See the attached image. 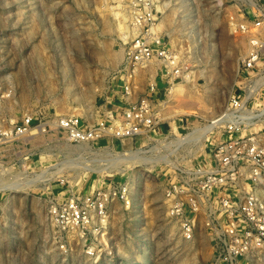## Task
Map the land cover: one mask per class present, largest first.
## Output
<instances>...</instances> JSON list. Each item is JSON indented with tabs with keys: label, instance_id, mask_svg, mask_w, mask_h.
I'll use <instances>...</instances> for the list:
<instances>
[{
	"label": "rangeland",
	"instance_id": "1",
	"mask_svg": "<svg viewBox=\"0 0 264 264\" xmlns=\"http://www.w3.org/2000/svg\"><path fill=\"white\" fill-rule=\"evenodd\" d=\"M172 3L166 25L156 30L165 31L191 82L175 83L185 84L182 94L174 95L175 84L161 92L162 122L154 139L71 144L50 132L0 146V264H212L214 249L202 220L196 238L186 241L169 216L162 173L169 168L164 164L169 157L195 163L209 152L207 136L215 127L198 141L181 145L178 138L210 128L231 95L249 87L240 62L251 37L232 33L229 16L237 8L232 4ZM116 4L0 0V110L5 118L20 121L40 110L96 122L121 104L125 39L108 9ZM260 34L264 36V28ZM261 61L248 73L257 75L248 114H263L245 133L264 143V56ZM153 70L139 77L138 96L154 80ZM9 89L13 93L7 96ZM210 136L213 141L216 135ZM149 159L160 161L155 165ZM35 179L37 184L31 185ZM110 181L129 183L131 204H113L106 228L89 246L75 233L54 228L47 213L51 198L90 193ZM259 189L264 193V182ZM250 264H264V253Z\"/></svg>",
	"mask_w": 264,
	"mask_h": 264
},
{
	"label": "built area",
	"instance_id": "2",
	"mask_svg": "<svg viewBox=\"0 0 264 264\" xmlns=\"http://www.w3.org/2000/svg\"><path fill=\"white\" fill-rule=\"evenodd\" d=\"M122 1L134 32L125 34L127 39L123 40L126 76L120 85L121 104L96 122L78 115L50 116L40 110L23 115L20 121H10L0 110V146L50 132L71 144L154 139L162 122L161 92L184 79V68L165 31L155 30L163 15L159 8L162 0ZM220 1L237 7L229 16L232 33L251 37L249 51L240 62L250 84L240 88L241 93H233L225 111L215 118L217 125L207 136L210 146L206 156L195 163L163 162L169 167L162 173L163 196L169 216L186 241L196 238L202 220L214 249L212 264H250L264 253V193L259 189L264 182V143L258 135L245 133L252 126L248 103L257 83V75L249 77L248 73L261 66L264 56V36L260 34L264 0ZM151 68L155 78L138 96L139 77L149 75ZM8 91L7 96L13 93V89ZM210 135H216L213 141ZM128 188V182L110 181L90 193L53 197L48 204L49 220L59 232L75 233L85 247L89 246L88 242L106 228L109 208L117 202L128 204Z\"/></svg>",
	"mask_w": 264,
	"mask_h": 264
},
{
	"label": "bare ground",
	"instance_id": "3",
	"mask_svg": "<svg viewBox=\"0 0 264 264\" xmlns=\"http://www.w3.org/2000/svg\"><path fill=\"white\" fill-rule=\"evenodd\" d=\"M113 1H115V2H117L118 4H116V5H114V6H110L108 9L110 10V13L112 14V17L114 18V22H115V25H116V27H117V30L119 31V33H120V36L122 37V38H126L125 37V34H127V33H133L134 31L133 30H131V28H130V25H129V23H127V20L129 19V11L125 8V5L124 4H122V2H121V0H113ZM164 2H162L161 4H159V8H160V10H162V12H163V19H162V21H161V23L157 26V24H156V26H155V30L158 28V29H160V28H162V27H164L165 25H166V21H165V19H166V17L168 16L167 15V13H168V11H167V9L169 8V6H172V0H163ZM192 4V3H191ZM165 5V7H163ZM171 8V7H170ZM174 9V8H173ZM169 10V9H168ZM170 17V16H169ZM191 21V20H190ZM187 23V22H186ZM165 24V25H164ZM190 25H191V22H190ZM177 30V29H176ZM157 31V30H156ZM157 32H159V30L157 31ZM189 75V74H188ZM188 75H184V81L183 82H191L190 81V76H188ZM183 82H181V83H177V84H175L174 85V87H173V93H174V95H177V94H179V93H181L182 94V92L184 91V88H185V84L183 83ZM249 112V111H248ZM262 112L261 113H259V114H256V113H252V114H248V122L250 123V124H252V125H255V124H257V123H259V121H260V119H259V117L260 116H262ZM255 119H257L256 121H254ZM215 124H217V123H215ZM215 124H213L212 126H210V128H207V129H201V130H199L198 132H193V133H191V134H187L185 137H180V138H178V142H179V144H181L182 145V143H185V142H187V141H198L199 140V138L201 139V138H205L206 136H205V134L207 133V132H210L216 125ZM207 135V134H206ZM177 146H179V145H177ZM160 159V158H159ZM162 159V158H161ZM134 161V162H140V160L139 159H137V158H132V159H130V161ZM149 160H153V159H149ZM153 161H155V165L156 164H158L159 163V161L160 160H153ZM153 161H151V162H153ZM167 162L168 163H170L171 165H175V162L169 157L168 159H167ZM77 166V165H76ZM38 180V179H37ZM37 183H36V179L35 180H33V182L31 183V185H36ZM131 191V190H130ZM128 198H129V195H128ZM128 204L130 205L131 204V201H130V199L128 200ZM128 207H130V206H128Z\"/></svg>",
	"mask_w": 264,
	"mask_h": 264
},
{
	"label": "crops",
	"instance_id": "4",
	"mask_svg": "<svg viewBox=\"0 0 264 264\" xmlns=\"http://www.w3.org/2000/svg\"><path fill=\"white\" fill-rule=\"evenodd\" d=\"M239 93H241L240 91H238Z\"/></svg>",
	"mask_w": 264,
	"mask_h": 264
}]
</instances>
